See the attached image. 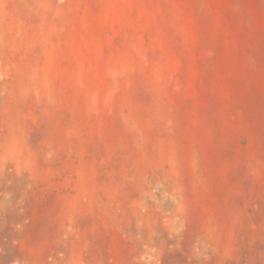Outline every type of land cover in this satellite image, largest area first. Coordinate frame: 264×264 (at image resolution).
I'll use <instances>...</instances> for the list:
<instances>
[{
  "label": "rangeland",
  "instance_id": "1",
  "mask_svg": "<svg viewBox=\"0 0 264 264\" xmlns=\"http://www.w3.org/2000/svg\"><path fill=\"white\" fill-rule=\"evenodd\" d=\"M0 264H264V0H0Z\"/></svg>",
  "mask_w": 264,
  "mask_h": 264
}]
</instances>
